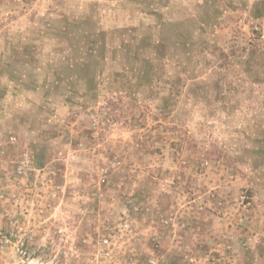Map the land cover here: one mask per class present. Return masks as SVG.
Here are the masks:
<instances>
[{
    "label": "rangeland",
    "instance_id": "rangeland-1",
    "mask_svg": "<svg viewBox=\"0 0 264 264\" xmlns=\"http://www.w3.org/2000/svg\"><path fill=\"white\" fill-rule=\"evenodd\" d=\"M0 212L31 264H264V0H0Z\"/></svg>",
    "mask_w": 264,
    "mask_h": 264
},
{
    "label": "built area",
    "instance_id": "built-area-1",
    "mask_svg": "<svg viewBox=\"0 0 264 264\" xmlns=\"http://www.w3.org/2000/svg\"><path fill=\"white\" fill-rule=\"evenodd\" d=\"M23 166L19 169L22 170ZM101 243L105 247L109 245V239L104 238ZM19 247V243L14 240L12 233H8L0 227V264H25V260L26 264H31L32 261L28 260L26 253L19 250ZM105 254L104 248H101L98 252V256H104ZM159 264L165 263L162 261Z\"/></svg>",
    "mask_w": 264,
    "mask_h": 264
}]
</instances>
